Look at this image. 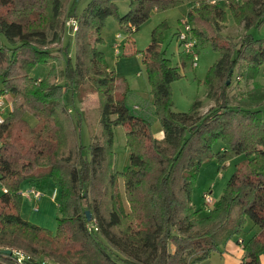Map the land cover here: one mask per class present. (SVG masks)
<instances>
[{
  "label": "trees",
  "instance_id": "trees-1",
  "mask_svg": "<svg viewBox=\"0 0 264 264\" xmlns=\"http://www.w3.org/2000/svg\"><path fill=\"white\" fill-rule=\"evenodd\" d=\"M75 2L0 0V97H11L0 124V251L11 254L0 252V264H200L232 239L243 250L240 264H260L264 85L257 78L264 68V39L245 33L236 40L221 29L228 13L245 29L264 25V0H129L122 15L114 0H90L80 14L74 13ZM185 2L191 34L219 54L205 80L213 105L202 112L195 102L189 112H173L170 85L180 78L179 68L164 50L154 49L144 65L151 108L163 133L156 138L150 120L116 98L118 78L98 48L100 31L114 16L132 33L152 10ZM68 25L74 34V63L64 58ZM39 64L51 65L45 78L31 76ZM237 70L252 89L231 98ZM68 89L82 104L89 94L97 95L101 131L91 135L88 147L80 141L81 112L63 100ZM26 114L35 118L34 125ZM117 126L125 128L129 151L121 171L114 167ZM217 141L222 145L214 152ZM240 155L245 159L235 165L221 197L202 215L192 201L200 167L213 157L223 167ZM24 181L34 189L49 183L57 187L55 234L20 216ZM247 218L258 231L244 237Z\"/></svg>",
  "mask_w": 264,
  "mask_h": 264
},
{
  "label": "rangeland",
  "instance_id": "rangeland-1",
  "mask_svg": "<svg viewBox=\"0 0 264 264\" xmlns=\"http://www.w3.org/2000/svg\"><path fill=\"white\" fill-rule=\"evenodd\" d=\"M90 0H76L74 5V13L80 14ZM118 13L120 15L127 12L129 0H114ZM189 4L187 2L179 4L165 10H152L148 19L144 21L137 30L129 33L119 24L114 16H109L101 29L102 42L98 44V48L103 53L105 63L109 70L114 71L118 80L116 83V98H123L128 107L135 111L139 116L147 117L150 120V128L153 135L161 137V125L151 108L152 96L144 62L154 49L164 50L166 56L171 59L172 64L178 66L180 78L173 81L170 85L171 99L173 102V112H189L195 102H200L201 111L205 112L213 102L207 95L205 80L209 68L219 59V54L214 51L210 44L197 43L196 50L198 53L197 66L193 67L191 57L184 54L174 35L178 29L182 28V21L188 15ZM227 24L222 26V34L234 37L238 40L245 33L252 35L254 38L264 39V25L260 27H252L245 29L244 26L234 23L232 17L228 13ZM158 32V39H155ZM120 35L118 38L117 36ZM156 37V38H157ZM119 44L118 54L113 47ZM63 45L66 48L64 58H70L75 61V43L74 34L68 25L63 34ZM58 49H61V45ZM54 53L57 52L56 46H52ZM60 70V65H54ZM50 64H39L31 71L34 78H45L50 71ZM241 74L237 70V74L232 78V86L230 89V97H240L241 94L252 89L251 82L248 84L242 82ZM257 81L264 85V68L261 69ZM63 83V81H61ZM240 85H239V84ZM239 85V86H238ZM2 83L0 80V89ZM63 100L73 112L80 111L81 122L78 127L80 132V141L83 146L88 147L91 142V135L101 131L99 124L100 111L98 109V99L95 93L89 94L82 104L79 102L70 89L64 90ZM4 108L6 114L9 110L8 102L5 101ZM134 108H137L136 110ZM6 114L2 118L5 119ZM25 119L31 125L36 123L32 115L26 114ZM125 128L117 126L113 130V151H114V167L116 170H123L129 163V151L125 144ZM221 141H217L214 146V152L221 147ZM245 157L243 155L236 156L224 164L222 167L215 157L207 160L199 169L195 178L192 201L196 207L201 209V214L206 215L214 201H217L233 172L235 165ZM29 185L24 181L21 190L24 193L28 190ZM41 193L39 199L30 197L23 198L19 206L20 216L38 226L49 230L55 234L57 229V217L59 216V195L52 198L53 193H58L57 187L53 183L37 189ZM3 187L0 183V194ZM119 191L125 211L129 210V206L125 201L123 194L122 181H119ZM207 195L208 200L205 198ZM258 231L257 226L247 218L243 235L250 236ZM264 259V253L261 254ZM201 264H221L218 253L211 256Z\"/></svg>",
  "mask_w": 264,
  "mask_h": 264
},
{
  "label": "built area",
  "instance_id": "built-area-1",
  "mask_svg": "<svg viewBox=\"0 0 264 264\" xmlns=\"http://www.w3.org/2000/svg\"><path fill=\"white\" fill-rule=\"evenodd\" d=\"M71 24L73 26H75V22L74 20H71ZM182 28L179 30L177 37V42L179 44V46L181 47V50L184 54L188 55L189 57H191V62H192V66L196 67L197 66V61H198V53L196 50V46H197V41L196 39L193 37V35L191 34V30H192V25L190 23H188L185 19L182 21ZM118 38L120 37V35L117 36ZM115 52L118 54V47L119 44H114L113 45ZM4 99L3 96L0 97V124L3 122V114L6 113V109L4 108ZM23 197L25 198H29L30 195L33 196L34 198L39 199L41 197V193L34 188L28 189L26 190L24 193L22 192ZM56 196V191L53 193L52 198H54ZM205 198L208 200L207 195H205ZM21 258V257H20ZM19 258V260H20Z\"/></svg>",
  "mask_w": 264,
  "mask_h": 264
},
{
  "label": "crops",
  "instance_id": "crops-1",
  "mask_svg": "<svg viewBox=\"0 0 264 264\" xmlns=\"http://www.w3.org/2000/svg\"><path fill=\"white\" fill-rule=\"evenodd\" d=\"M3 99H4V102L5 101L8 102V106L10 107L11 97L9 95H5L3 96ZM134 109H137V108H134ZM162 136H163V133L161 134V137H158V138H162ZM28 188L31 189L33 187L29 186ZM218 256H219V261L221 264H240L243 258V250H242V247L237 243V241L232 239L226 243L222 251L218 253ZM260 264H264V259H261V256H260Z\"/></svg>",
  "mask_w": 264,
  "mask_h": 264
},
{
  "label": "water",
  "instance_id": "water-1",
  "mask_svg": "<svg viewBox=\"0 0 264 264\" xmlns=\"http://www.w3.org/2000/svg\"><path fill=\"white\" fill-rule=\"evenodd\" d=\"M85 213H86L87 219L89 220L90 219V212L86 211ZM0 252L5 253V254H11L10 250H1Z\"/></svg>",
  "mask_w": 264,
  "mask_h": 264
}]
</instances>
